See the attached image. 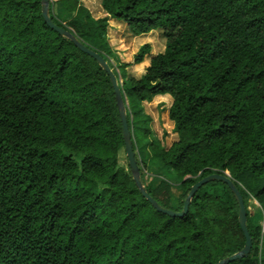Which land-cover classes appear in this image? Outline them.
I'll return each mask as SVG.
<instances>
[{
    "label": "trees",
    "instance_id": "16d2710c",
    "mask_svg": "<svg viewBox=\"0 0 264 264\" xmlns=\"http://www.w3.org/2000/svg\"><path fill=\"white\" fill-rule=\"evenodd\" d=\"M95 1L98 16L90 0H50L49 17L117 77L133 151L160 179L145 180L135 154L148 195L181 212L198 181L228 173L252 243L229 264H264V0ZM56 5L71 16L57 19ZM113 20L131 38L158 32L162 51L151 55L146 43L122 64L108 37ZM166 96L176 136L167 146L144 114ZM121 151L106 72L46 26L41 0H0V264H218L243 249L227 185L202 186L186 215L168 217L118 164ZM249 200L261 209L257 223Z\"/></svg>",
    "mask_w": 264,
    "mask_h": 264
},
{
    "label": "water",
    "instance_id": "95a60500",
    "mask_svg": "<svg viewBox=\"0 0 264 264\" xmlns=\"http://www.w3.org/2000/svg\"><path fill=\"white\" fill-rule=\"evenodd\" d=\"M49 4H50V0H41V15H42L43 21L46 24V26L49 27L51 30L55 31L56 33H58L60 36H63L67 38L68 40H70L77 49H79L81 52H83L84 54L92 58L106 72L107 76L109 77L111 86L114 91L115 102H116V106L118 110V115L120 118L121 130H122V140L124 144V153L126 155L127 164L130 169L131 176L135 184V187L140 192L142 197L158 213H161L163 215H166L172 218H182L188 212V207L191 202V199L202 186L208 183H211V182H215V181L224 183L229 188L237 204L238 224L243 233L245 242H244L243 249L240 252L220 261L218 264H229L231 262L240 260L248 256L252 248V243H251V239L248 234V230L246 226V221H247L246 210L244 207L243 199L239 191L237 190V188L234 186L233 182L231 181L228 173L225 172L224 174L209 175V176L204 177L200 181H198L194 186L191 187L187 195V198L184 201L181 212H173L171 210L160 207L156 203V201H154V199H152L148 195L146 189L144 188L141 182L139 169H138L137 162L135 159V153L133 151L132 137H131L128 123H127L126 107L124 104L122 93L120 91V87L118 85L117 77L113 74L112 70L109 68L108 64L104 61L102 57H100L97 53H95L94 51H91L86 46H84L80 41L76 39V37L72 33L62 28H59L52 23L49 17Z\"/></svg>",
    "mask_w": 264,
    "mask_h": 264
},
{
    "label": "rangeland",
    "instance_id": "374dc122",
    "mask_svg": "<svg viewBox=\"0 0 264 264\" xmlns=\"http://www.w3.org/2000/svg\"><path fill=\"white\" fill-rule=\"evenodd\" d=\"M91 4H88L90 7V10L96 13L98 16V6L97 2L95 0H90ZM98 9V10H95ZM53 11L55 13V16L60 21H65L68 19L71 15L68 13H65L61 8L56 5L53 8ZM96 16V17H97ZM109 28H108V37L111 46L113 47V50L116 52L117 57L120 59V62L122 64L131 63L133 56L136 54L139 46L148 43L151 46V55H156L157 53H160L163 49L164 42L161 38L158 36V32H153L151 36H140L136 38H131L128 35V32L126 30L125 25L121 23H117L116 21L109 22ZM113 63V60H111ZM146 63H149V60L145 61ZM144 66H131L127 69L128 73L133 75L134 77H140L141 74H143ZM167 101L164 104L156 105V103H152L151 106L145 105L144 106V114L151 117V126L150 130L158 139L162 140L164 145H169L173 140L176 139V136L173 134L172 131V123L168 121L167 118V112L166 108L171 103V98L169 96H166ZM138 161H140L141 168L144 171L145 180L146 179H152V185L156 186L158 184V179L156 177V171L157 168L151 167L147 162H143V151L137 150L135 153ZM118 164L123 167L127 168V159L124 151H121L118 155ZM154 173V174H153ZM169 180H172L168 178ZM172 185L174 186V182L172 181ZM176 186V185H175ZM179 195V191L173 187L170 190V197L171 199L176 198V196ZM247 211L251 215V221L254 223H257L261 219V209L259 205L253 201L249 200L247 204ZM261 226L263 228L264 223L261 221ZM264 232V229H263Z\"/></svg>",
    "mask_w": 264,
    "mask_h": 264
},
{
    "label": "built area",
    "instance_id": "2783aa9c",
    "mask_svg": "<svg viewBox=\"0 0 264 264\" xmlns=\"http://www.w3.org/2000/svg\"><path fill=\"white\" fill-rule=\"evenodd\" d=\"M263 229H264V226H263Z\"/></svg>",
    "mask_w": 264,
    "mask_h": 264
},
{
    "label": "crops",
    "instance_id": "0c3cea01",
    "mask_svg": "<svg viewBox=\"0 0 264 264\" xmlns=\"http://www.w3.org/2000/svg\"><path fill=\"white\" fill-rule=\"evenodd\" d=\"M53 1V0H52Z\"/></svg>",
    "mask_w": 264,
    "mask_h": 264
}]
</instances>
